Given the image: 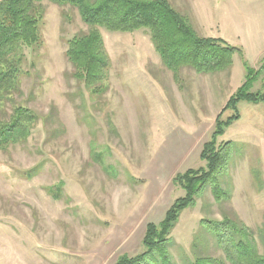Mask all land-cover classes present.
Segmentation results:
<instances>
[{
    "label": "rangeland",
    "instance_id": "rangeland-1",
    "mask_svg": "<svg viewBox=\"0 0 264 264\" xmlns=\"http://www.w3.org/2000/svg\"><path fill=\"white\" fill-rule=\"evenodd\" d=\"M204 1L206 22L191 17V24L198 34L241 49L229 72L183 67L175 80L146 30L101 29L110 67L108 88L97 98L71 77L65 56L67 40L87 26L76 8L42 1L43 45L27 56L21 100L51 117L25 141L0 148V264H114L142 250L146 224L158 223L185 193L172 182L175 174L204 166L202 145L244 80L242 60L260 69L251 90H264V47L254 37L264 22V0ZM170 2L191 16L189 2ZM237 108L239 119L218 138L235 143L219 179L230 197L217 203L207 186L181 212L170 233L175 264L224 257L202 219L238 212L252 229L264 222V103L243 100ZM232 113L225 110L221 119Z\"/></svg>",
    "mask_w": 264,
    "mask_h": 264
},
{
    "label": "trees",
    "instance_id": "trees-1",
    "mask_svg": "<svg viewBox=\"0 0 264 264\" xmlns=\"http://www.w3.org/2000/svg\"><path fill=\"white\" fill-rule=\"evenodd\" d=\"M43 0H0V148L25 141L39 121L45 123L49 115H39L21 97L22 78L28 74L25 64L28 55H37L43 40L40 28L45 12ZM61 6L76 8L87 26L67 40L65 56L71 64V77L88 91L100 97L108 88L110 60L101 29L131 32L144 29L149 33L161 63L179 80L183 67L197 73L229 72L234 53L241 49L219 37L199 35L187 15L182 14L168 0H49ZM244 80L228 97L217 114L213 131L200 151L203 167L178 172L172 182L184 189V195L173 200L158 223L148 222L142 238V250L134 255L122 254L114 264H175L170 254L171 230L181 212L193 206L200 192L211 186L217 203L228 200L230 193L219 180L227 171L235 152V143L218 138L225 129L239 119V101L264 103V90L252 91L260 69L242 60ZM264 67V59L261 68ZM233 111L225 119L221 115ZM51 117V116H50ZM49 117V118H50ZM104 166V162H100ZM37 170L29 169L31 177ZM54 197L56 193L51 191ZM201 228L216 240L224 252L223 258L210 255L195 256L190 264H264V222L252 229L236 215L223 214L222 219H202Z\"/></svg>",
    "mask_w": 264,
    "mask_h": 264
},
{
    "label": "crops",
    "instance_id": "crops-1",
    "mask_svg": "<svg viewBox=\"0 0 264 264\" xmlns=\"http://www.w3.org/2000/svg\"><path fill=\"white\" fill-rule=\"evenodd\" d=\"M168 1H170V0H168ZM184 1H187V2L190 3V4H188V3L187 4H188V6L190 5V14H191V16L189 14L188 15L185 14V15H187L189 17L190 20H191V17H193V18L196 19V21L198 20V22H200V23H202V21L206 22V20L203 17V15H205V10H206V9H204L206 1H204V0H201V1H199V0H184ZM193 18H192L191 21H193ZM194 21H193V23L191 22L193 24V26H194ZM201 36H207V35L204 34V35H201ZM254 37H255L257 43L259 44V46L264 47V22L261 24V29H260V33L258 34V39L256 38L255 35H254ZM244 74H245V71H244ZM243 78H244V76H243ZM254 179H255L254 181H256V182L258 181L259 182V180L257 178H254ZM263 212H264V210H263Z\"/></svg>",
    "mask_w": 264,
    "mask_h": 264
}]
</instances>
